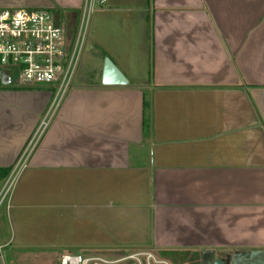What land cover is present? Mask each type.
I'll return each instance as SVG.
<instances>
[{
    "label": "crops",
    "instance_id": "obj_1",
    "mask_svg": "<svg viewBox=\"0 0 264 264\" xmlns=\"http://www.w3.org/2000/svg\"><path fill=\"white\" fill-rule=\"evenodd\" d=\"M84 6L0 0L50 10L61 26L64 16L70 31ZM98 11L99 32L112 25V44L132 43L138 65L114 62L129 84L103 87L102 66L99 83L77 77L5 198L54 94L0 90V264L136 250L166 264H264V0H107Z\"/></svg>",
    "mask_w": 264,
    "mask_h": 264
},
{
    "label": "built area",
    "instance_id": "obj_2",
    "mask_svg": "<svg viewBox=\"0 0 264 264\" xmlns=\"http://www.w3.org/2000/svg\"><path fill=\"white\" fill-rule=\"evenodd\" d=\"M106 2L107 0H85L82 24L87 14L90 15L97 8L104 7ZM79 39L80 33L75 46H72L68 32L58 24L50 10L26 8L0 10V90H50L54 94L45 118L11 171L3 198L27 168L60 103L73 88L79 57ZM5 73L10 74L9 86L3 83ZM62 264L166 263L158 260L152 252L136 250L112 262L68 253L63 256Z\"/></svg>",
    "mask_w": 264,
    "mask_h": 264
},
{
    "label": "rangeland",
    "instance_id": "obj_3",
    "mask_svg": "<svg viewBox=\"0 0 264 264\" xmlns=\"http://www.w3.org/2000/svg\"><path fill=\"white\" fill-rule=\"evenodd\" d=\"M11 9H20V8H11ZM98 10L99 8H97L96 11L92 12L90 15L87 14V17L84 19L82 24L83 11L81 9L79 13L80 18L78 20V25L74 31L72 30L73 32L70 31V28H67L63 25L65 24V21L63 19L64 16L62 14L63 16L61 21L62 27L63 28L65 27V29H67L66 31H68V36L70 38V42L72 46H75L77 38L80 33V39L78 41L79 57H78L73 83H75L76 78L79 76L85 84L92 83L93 80H96V82L99 83L101 66L102 67L104 66V62L106 58L110 59L113 63L116 62L119 66H123V64L130 66L131 64L138 65L135 60V54L132 53L133 49L131 48V44H132L131 41L129 43H126L127 39L124 38V45L121 47L112 44L111 43L113 40L111 39L112 35L117 36V34L119 33V32L117 33V31L114 30L112 25L109 26L108 32L106 33H102L101 31L99 32L98 28L100 27V21L98 20L97 17V14L99 12ZM123 25H125V27L130 30V34L131 36H133V33L136 30L135 26L133 25V20L123 21ZM123 28L124 27H122V29ZM71 32L72 34H70ZM139 34L140 32L138 33V39L136 37L133 38L134 44H136V42H138L137 45L140 43L141 37L139 36ZM104 54H108L109 56L105 57L103 60ZM74 254L78 255V252H74ZM110 258L112 259V256H110Z\"/></svg>",
    "mask_w": 264,
    "mask_h": 264
},
{
    "label": "water",
    "instance_id": "obj_4",
    "mask_svg": "<svg viewBox=\"0 0 264 264\" xmlns=\"http://www.w3.org/2000/svg\"><path fill=\"white\" fill-rule=\"evenodd\" d=\"M3 83L10 85V74L5 73ZM101 83L103 87H125L129 84L126 76L116 67V65L108 58L105 59ZM215 264H225L217 261Z\"/></svg>",
    "mask_w": 264,
    "mask_h": 264
}]
</instances>
